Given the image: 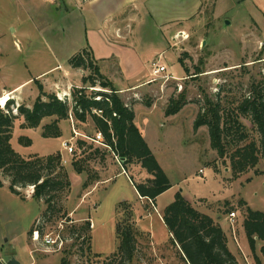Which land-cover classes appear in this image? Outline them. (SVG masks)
<instances>
[{
  "label": "rangeland",
  "instance_id": "374dc122",
  "mask_svg": "<svg viewBox=\"0 0 264 264\" xmlns=\"http://www.w3.org/2000/svg\"><path fill=\"white\" fill-rule=\"evenodd\" d=\"M253 2L0 0V86L10 90L16 84L27 81L18 93L15 91L17 96L12 95L14 103L10 108L15 113V107L20 104L32 105L39 93V84L45 92L54 93L56 97L63 92L53 82L60 85L61 80L71 85L70 94L74 87L85 85L87 91L102 90L98 84L90 87L82 82L81 78L89 74L88 70L68 65V58L83 48L89 51L97 66L102 65V70H99L105 77L104 72H116L109 68L112 65L117 67V55L127 59L128 50L124 44L136 47L141 53L150 50L145 57L148 68L150 61L159 59L166 66V74L172 78L153 82V86L144 93H141L139 85L133 90L126 89L121 94L119 90L117 93L122 100L138 94L140 99L147 102L159 95V106L162 101L167 103L171 96L176 98L179 93H185L187 104L178 114L176 125L158 127L157 118H151L148 124L149 142L154 146L158 162L167 177L172 182H179L176 191L182 189L191 198L204 197L195 201L202 213L221 219L226 224L225 229L238 263L255 264L253 253L247 246L243 247L238 235L245 204L264 212V153L260 154L253 168L233 176L228 160L219 157L211 148L207 127L193 128L198 143L191 141L192 135L189 136L191 139L186 140L185 131L201 103L206 98L213 99L220 88L222 96L236 99L247 94L251 83L264 81V22L254 9ZM99 37L103 42L102 47L94 43V39L98 40ZM93 46L95 49L97 47L95 51ZM97 50L110 56L102 58L99 55L104 53ZM196 65L202 72L195 74ZM183 66L189 69L188 73H185ZM117 72L120 74L121 70ZM149 81L150 78H144L137 82ZM1 87L0 96L3 92ZM68 101H71V96ZM4 104L0 102V109ZM51 119H43L41 125ZM22 121L20 116L14 121L10 139L12 148L24 157L59 152L61 163L71 170V187L61 203L71 220H54L44 226L43 235L38 233L34 239V232L37 231H29L40 217L44 204L31 198V186L19 188V196L11 193L8 178L0 173V264H7L13 257L20 264H61L62 258L66 259V264H104V259L116 250V220L123 222L129 219L141 232L135 256L131 261H115L113 264H186L177 246L168 240L166 229L158 220L156 204L139 202L132 182L124 173H119L121 169L118 164L113 166L111 180L98 185L85 204L79 206L80 198L87 189L83 183L96 178L95 175L103 171V163L113 162V153L109 148L85 139L92 148L74 157L73 152L68 154L62 146L72 134L70 118L69 122H62L63 134L60 138L42 137L40 126L22 128ZM73 124L85 136L93 137L96 133L90 119L80 122L73 118ZM156 128H160L158 133L161 138ZM20 136L29 137L31 145L20 144ZM79 138L82 137L77 136L76 139ZM97 147L99 152H94ZM74 158L80 159L81 165L88 169V172H84L83 182L72 171ZM127 168V174L133 180L148 177L138 164H127ZM176 191L172 189L161 193L157 200L159 212L166 202L169 204L174 199ZM121 202L129 203L130 208L117 211ZM230 211L235 212L232 222L228 216ZM149 212L152 213L151 226L145 225L149 221ZM88 218L93 224L88 233L91 235L90 252L86 251L87 243H83V235L78 238L76 234L70 238L68 234L70 225H83ZM45 235L54 241L52 245L44 243ZM262 245L264 241L256 242V254L260 255Z\"/></svg>",
  "mask_w": 264,
  "mask_h": 264
},
{
  "label": "trees",
  "instance_id": "16d2710c",
  "mask_svg": "<svg viewBox=\"0 0 264 264\" xmlns=\"http://www.w3.org/2000/svg\"><path fill=\"white\" fill-rule=\"evenodd\" d=\"M68 65L88 70L89 74L81 78L82 82L88 83L90 87L98 84L102 90L87 91L86 85L74 87L69 102L66 98L61 100L54 93L45 92L39 84V93L30 107L20 104L15 107L14 113L10 108L14 103L11 98L0 109V173L8 178V189L11 193L19 196V188L31 186V198L44 204L40 217L36 219L29 233L37 230L43 235L44 226L54 220H71L61 204L71 183L68 171L61 163L59 152L24 157L12 148L10 139L14 121L19 116L23 118L22 128L40 126L41 135L45 138L60 137L59 122L68 119L69 114L80 122L90 119L95 130L103 135L106 147L124 160L121 166L126 173L127 164L133 163L147 172L148 177L140 181L133 180L128 175L139 196L155 203L156 197L172 186L135 125L132 107L126 105L119 97L117 89L100 72L89 51L83 48L74 53L68 58ZM183 68L185 73H188L189 69L186 66ZM194 71L195 74L202 72L197 65ZM221 93L222 88L213 99L206 98L205 102L201 103L193 121V128L207 127L211 148L219 157L228 160L232 175L239 176L253 168L260 154L264 153V81L251 83L247 94L236 99H229ZM185 104L187 99L184 92L179 93L176 98L171 96L165 106V115L177 113ZM45 118L52 119L41 125ZM19 143L29 146L32 141L29 137L20 136ZM91 148L92 145H89L88 141L79 138L75 142L76 150L73 156L81 155ZM94 152H99L98 147ZM76 158L71 162L74 171L88 172V169L81 165V160ZM89 183L90 181H86L83 186L87 187ZM242 203L245 204L243 201ZM124 207L130 208L129 203H119L116 210ZM162 219L171 234L170 241L177 246L186 264H239L228 248L227 238L221 226L208 214L198 211L180 192H176L174 199L164 207ZM116 221V250L104 259V264L131 261L137 250L141 232L135 223L130 219ZM242 227L255 264H262L255 249L257 241H264V212L245 204ZM90 228L89 218L83 225H70L68 228L70 238L76 234L78 238L83 235L87 252L91 251V235L88 234ZM259 252L264 261V245L260 246ZM66 262L65 258L61 259V264Z\"/></svg>",
  "mask_w": 264,
  "mask_h": 264
},
{
  "label": "crops",
  "instance_id": "0c3cea01",
  "mask_svg": "<svg viewBox=\"0 0 264 264\" xmlns=\"http://www.w3.org/2000/svg\"><path fill=\"white\" fill-rule=\"evenodd\" d=\"M253 7L256 10L258 16L261 17L262 21L264 22V0H254ZM94 40H95V42H94L95 43V46L100 45L102 47L103 42L101 41V38L100 37H99L98 40L97 39H94ZM104 42L106 43L105 40H104ZM109 43H111V42H109ZM95 46H93V50L94 51L97 49V47L95 49ZM124 47H126L127 50H128L127 51V54H126L127 59L120 58L119 55H117V54H116L117 57H115L114 55L111 54V56H113V57H115L117 59L118 65H117L116 68H115L114 65H112L109 69H115L114 71H116V72L111 71V72H104V73L106 74V76L109 79V81H111L112 85L117 89V91L120 90L119 91L120 94L122 92H124L126 89L133 90L132 88L138 87V85L141 88L140 89L141 93H144L145 91H147L149 88H151L153 86V82L142 83V82H137V81H140L141 79H144V78H150V70H149L148 66L146 65V63H145V61H146L145 60V57L151 51L150 50H147L144 53H141L140 50L136 49V47H134V46H132L130 44L129 45L128 44L127 45L124 44ZM97 52L104 53L103 55L102 54L99 55L102 58H107L108 56H110V54H108L106 52H101V51H98V50H97ZM98 67H99V65H98ZM100 68L102 70V68H103L102 65H100L99 69ZM120 70H121V73H120L121 75L117 72V71H120ZM115 73H117V76L115 75ZM30 80L31 79H29L28 81H30ZM34 80H38V79H34ZM26 82L27 81L18 83L13 88H11L10 90H5V89H3L0 86L1 87V90L3 91L2 94L3 93H9L10 96L16 95V93H18L20 91L21 86H23ZM59 82H60V85L58 83H55V82H53V83L55 84V86H57L56 87L57 89H59L60 91L63 92L62 95H64V97H66L67 99H69L70 98L71 85L70 84L69 85L68 84L66 85V82H63L62 80L59 81ZM61 83H63V84L61 85ZM147 84H150V85H147ZM59 86H61V87H59ZM129 87H131V88H129ZM15 91H16V93H15ZM154 97H156L155 100L154 99H151V102H147V101H144L143 99H140L139 98V95L136 94V95H133L131 97L130 96H127L123 100V102L126 105H130L132 107L133 112H134V123L137 126V128L139 129L142 137L147 142L148 146L150 147L151 151L153 152L154 156L157 159V156H156V154L154 152V149H153L154 146L152 144H150V142H149V138H148V135H149L148 134V132H149L148 124L151 122V118L152 117H156L157 118L156 124L158 125V127H160V125L162 127L165 126V125H169V127H171L173 125H176L178 114L180 112H182V109L180 111H178L177 113L173 114V115H168L167 116V115H165V111H164L165 110V104H166L165 101H162L161 102L162 105L159 106V104L157 103L158 100L160 99L159 98V95L158 96L155 95ZM194 117L195 116H191V119L189 120V127L185 128V131L187 133L186 140L191 139V138H189V136L192 135L193 138L191 139V141L194 142V140H196V143H198V141H197L198 138L196 136V133H194V129H193ZM68 119L62 120V121L59 122V127L61 129V136L60 137H62V134H63L62 122H66V121H68ZM139 120H141V123L140 124H139ZM67 127H69V125ZM156 129H157V133H158V131L160 130V128H156ZM162 135H163V133H162ZM159 138H161V135L160 134H159ZM107 151L109 152V150H107ZM61 154H63V153H61ZM113 157H114V155H113ZM157 161H158V159H157ZM115 164H118V166H120L121 171L119 173H121V172L124 173V175L126 176V178L131 183V180H130L128 174L122 168L121 164L114 158L113 162H108V163L105 162V163H103V166L101 167L103 171L101 173L98 172L95 175L96 178H94V180H92L89 183V185L87 186L86 191L83 193V195L80 198L79 206H83V204H85V202L88 199V196L91 194V192L93 190H95L98 187V185L104 184V183H106V182H108V181L111 180V178L113 177V174H112L113 171L112 170H113V166ZM67 170H68L69 178H71V176H72L71 170H69V169H67ZM72 171L74 172V174H76V175L79 176V178L81 179V182H83L85 180V174H84V172L76 173L73 168H72ZM170 182H171L172 186L169 189H167L166 191H164L163 193H166V192H168V191H170L172 189H175V191H176L177 188H175V187L179 185V182H172L171 180H170ZM134 191L136 193V197L139 200V202H141V203L143 202L144 203L146 201H148V202L150 201L147 198H144V197L139 196L137 194L135 188H134ZM176 192H180L198 211L203 212V211L200 210L201 207H199L195 203V201H196L197 198H204V197H197V198H194L193 197V198H191V197L187 196L185 193H183V190L182 189H180V191H176ZM176 192H174V195H175ZM159 196H157L156 199H155V201H154L155 204H156L155 209L158 212L157 213L158 220L160 221V223L162 225H164V227L166 229V232H167V238H168V240H170V235L171 234H169V232H168V230H167V228H166V226H165V224L163 222V219H162V210L164 209L165 205H167L168 202H166V204H164V207L161 208L160 209V212H159L158 211V207H157V200H158V197ZM141 203H140V205H141ZM96 205L94 206V209L97 208ZM81 212H83V211H81ZM151 214H152L151 212L148 213V217H149L148 220L149 221H146L145 222V225H150V226L153 225V222L151 221V216H150ZM209 216H211V215H209ZM213 219H214L215 222L219 223V225L221 226V228L225 232L226 237H227V245H228V248L234 254V252H233V245L230 242V238L228 237L227 232H226V229H225V225L226 224L221 219H216V218H213ZM91 225H93L92 222H91ZM239 233H240L238 235L239 242L241 244L243 243V247H244V245L247 246L248 247V250H249V246H248V243H247L246 236L243 239L244 233H243V227H242V225L240 226ZM236 237L237 236L235 235V238ZM236 240H237V238H236ZM244 240H246V241H244ZM163 241H166V240H163ZM257 254L260 257V259L262 260V262H264L263 259H262V257H261V255H259V253H257Z\"/></svg>",
  "mask_w": 264,
  "mask_h": 264
},
{
  "label": "built area",
  "instance_id": "2783aa9c",
  "mask_svg": "<svg viewBox=\"0 0 264 264\" xmlns=\"http://www.w3.org/2000/svg\"><path fill=\"white\" fill-rule=\"evenodd\" d=\"M149 70H150V76H151L149 82H155L159 79L168 80V79L172 78L170 75L166 74V66H164V64H161L159 59H154V60L150 61ZM57 96L59 99L63 100L64 95L57 94ZM98 112H100V111H98ZM69 118L71 120V132H72V134L68 140H66L62 143L63 148L66 150V152L68 154H72V152L73 153L75 152L76 149H75L74 143L76 142L75 139L77 138V136H80L86 140H90L91 142H94L96 144L106 146L103 143V135L101 134V132L96 131V133L93 137L85 136V135L81 134V132H78L75 129L74 124H73V118H72L71 114H69ZM113 155H114V158L121 164V162H120L121 158L114 153H113ZM228 216H229V220L232 222L234 220V217H235V212L230 211ZM90 227H92L91 221H90ZM34 233H35V235L33 237H34V239H36L38 231L34 232ZM44 243L47 245H52L54 243V241L50 238L49 235H45Z\"/></svg>",
  "mask_w": 264,
  "mask_h": 264
},
{
  "label": "bare ground",
  "instance_id": "6f19581e",
  "mask_svg": "<svg viewBox=\"0 0 264 264\" xmlns=\"http://www.w3.org/2000/svg\"><path fill=\"white\" fill-rule=\"evenodd\" d=\"M11 97H12V96H10L9 93H4V94H2V95L0 96V102H1V104H2V103L4 104L8 99H11Z\"/></svg>",
  "mask_w": 264,
  "mask_h": 264
},
{
  "label": "water",
  "instance_id": "95a60500",
  "mask_svg": "<svg viewBox=\"0 0 264 264\" xmlns=\"http://www.w3.org/2000/svg\"><path fill=\"white\" fill-rule=\"evenodd\" d=\"M225 23H227V21H225ZM7 264H20L19 261L17 259H15L14 257L13 258H10L7 262Z\"/></svg>",
  "mask_w": 264,
  "mask_h": 264
}]
</instances>
